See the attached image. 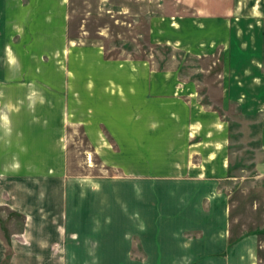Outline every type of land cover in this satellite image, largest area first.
<instances>
[{
    "label": "crops",
    "instance_id": "crops-1",
    "mask_svg": "<svg viewBox=\"0 0 264 264\" xmlns=\"http://www.w3.org/2000/svg\"><path fill=\"white\" fill-rule=\"evenodd\" d=\"M66 1L0 0V204L26 216L19 237L0 236V264H258V236L230 222L216 106L261 114L264 150L262 17L217 0L165 20L156 39L212 61L194 78L99 46L65 66ZM75 126L115 174H68Z\"/></svg>",
    "mask_w": 264,
    "mask_h": 264
},
{
    "label": "rangeland",
    "instance_id": "rangeland-1",
    "mask_svg": "<svg viewBox=\"0 0 264 264\" xmlns=\"http://www.w3.org/2000/svg\"><path fill=\"white\" fill-rule=\"evenodd\" d=\"M214 1L217 0H67V36L76 51L70 52V58L63 57L61 63L68 66L76 52L83 51L87 57L88 46H99L108 58L148 60L156 68L177 67L195 78L199 67L212 61L156 39L155 34L161 38L163 32L158 36L157 29L164 31L168 18L202 15L211 11ZM233 2L241 6L237 17L261 16L264 27V0ZM75 75L81 76L82 72ZM216 108L228 121L230 129L231 178L223 183L229 200L230 222L238 238L248 234L258 236V264H264V168H260L264 165L262 115L248 117L242 113L240 105L233 103ZM68 133V174L79 177L115 174L103 166L100 154L93 151L79 126L69 128ZM25 223L24 214L6 203L0 204L1 238L10 242L14 236L19 237ZM8 260L9 255L5 262Z\"/></svg>",
    "mask_w": 264,
    "mask_h": 264
}]
</instances>
